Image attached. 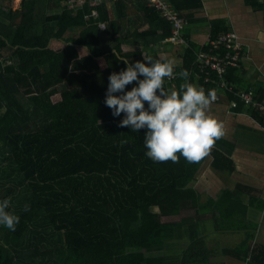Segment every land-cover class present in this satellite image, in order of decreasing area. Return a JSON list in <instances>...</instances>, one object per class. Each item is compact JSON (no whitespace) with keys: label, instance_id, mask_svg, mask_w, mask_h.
Here are the masks:
<instances>
[{"label":"trees","instance_id":"trees-1","mask_svg":"<svg viewBox=\"0 0 264 264\" xmlns=\"http://www.w3.org/2000/svg\"><path fill=\"white\" fill-rule=\"evenodd\" d=\"M64 1L22 0L15 8L14 0H0V198L17 199L20 216L14 231L0 226V264H226L228 256L264 264L263 250L250 255L249 204L238 192L226 190L204 204L191 186L206 155L193 162L179 155L153 161L144 155L146 129L118 125L123 113L113 116L104 103L109 74L125 67L114 50L129 62L143 60L142 53L162 59L158 49L174 45L166 41L171 22L147 0H114L115 15L107 0L77 8ZM168 1L185 25L203 5ZM131 4L138 13L134 26ZM210 22L209 40L231 31L221 19ZM144 23L148 28L140 30ZM183 36L188 46L174 72L188 69L189 82L207 91L197 53L209 42L195 43L184 30ZM239 69L226 75L236 91L248 89L234 85L241 82ZM182 80L165 78L164 87L179 90ZM224 99L244 107L235 92L213 102ZM254 109L264 126V114ZM214 144L213 165L232 171L233 161ZM254 200L250 196L249 203ZM258 203L264 207V199ZM210 210L217 211L221 230H243L245 240L211 249L201 232V214ZM170 245L180 247L176 256L166 253Z\"/></svg>","mask_w":264,"mask_h":264},{"label":"crops","instance_id":"crops-1","mask_svg":"<svg viewBox=\"0 0 264 264\" xmlns=\"http://www.w3.org/2000/svg\"><path fill=\"white\" fill-rule=\"evenodd\" d=\"M21 1L17 0V3L19 2L17 7L20 6ZM202 2V7L193 12L192 20L185 25L184 33L191 41L205 45L210 41L212 20L221 19L226 26L235 31L243 44V57L240 69L236 72L240 75L241 82L234 85L238 88L257 90L260 96L258 100L264 103V42H259L255 38L257 30L264 29V0H258L262 6L250 5L245 0H202ZM107 4L115 15L114 0H107ZM128 16L134 19L131 22V26H134L138 21V13L133 4L129 8ZM148 26L144 23L140 30H146ZM135 39L129 37L128 42ZM137 41L140 43L139 40ZM181 50V46L169 44L158 49L161 58L171 60L174 65L182 60ZM231 76L235 78L233 74ZM196 85L199 86L198 82ZM207 111L223 121L224 134L216 140V146L233 161L234 168L230 172L216 168L213 165L212 155L208 153L191 186L202 195L204 204H208L210 200L217 201L226 190L237 191L239 199L249 204L245 224L254 234L249 243L250 255L254 249L256 252L264 251V207L256 206L264 199V126L248 107L232 108L228 99L211 102ZM239 186L245 189L239 191ZM250 196L255 198L254 204L249 203ZM201 217L203 223L201 232L211 249L220 251L224 248H234L246 238L243 230H221L218 226L217 211H204ZM227 237H231L228 240L236 239V241L232 244L229 242L221 244L220 240ZM226 264H246V261L228 256Z\"/></svg>","mask_w":264,"mask_h":264},{"label":"clouds","instance_id":"clouds-1","mask_svg":"<svg viewBox=\"0 0 264 264\" xmlns=\"http://www.w3.org/2000/svg\"><path fill=\"white\" fill-rule=\"evenodd\" d=\"M255 38L264 42V29H258ZM114 53L125 67L109 74L104 103L113 116L123 113L118 125H126L131 131L146 129L144 155L153 161H176L179 155L189 162L207 155L224 134L223 121L207 111L216 99L215 90L205 91L189 82L186 68L174 72L171 60L142 53L143 60L129 62V58L119 56L115 50ZM174 75L183 80L179 90H168L164 87L165 78ZM133 81L137 83L126 90V85ZM9 206L8 197L0 198V226L14 231L20 216ZM28 207L24 205L25 210Z\"/></svg>","mask_w":264,"mask_h":264},{"label":"built area","instance_id":"built-area-1","mask_svg":"<svg viewBox=\"0 0 264 264\" xmlns=\"http://www.w3.org/2000/svg\"><path fill=\"white\" fill-rule=\"evenodd\" d=\"M86 0H65V5L68 8L80 7ZM91 5H97L99 0H90ZM150 7H154L161 12L164 18L172 24V35L166 39L175 46H188L187 39L183 36V30L186 20L179 16L168 0H147ZM93 14L96 16L97 11ZM102 29L105 28L104 23H100ZM208 49H201L197 53V62L199 63V71L205 75V81L209 84V88L216 92V99L219 101L222 96L228 92H235V96L248 108H255L264 114V103L257 99L255 89H238L234 90L232 84L227 80V72L229 68L240 67L242 60L243 44L240 41L239 35L231 30L221 34L214 40L209 41ZM222 49V50H221ZM173 77V76H172ZM230 105L235 108L237 102L230 101Z\"/></svg>","mask_w":264,"mask_h":264},{"label":"rangeland","instance_id":"rangeland-1","mask_svg":"<svg viewBox=\"0 0 264 264\" xmlns=\"http://www.w3.org/2000/svg\"><path fill=\"white\" fill-rule=\"evenodd\" d=\"M20 2V1H19ZM19 2L17 3V0L13 2V6L14 7H17ZM8 185H11L10 183H7ZM9 200H10V196H8ZM10 209L13 211V212H16V210H18V202H17V199L15 200H11L10 201ZM231 237H227V239H221L220 240V243L221 244H226V242H229V244H232L236 241L235 240H228L230 239ZM180 247L178 245H170L166 251V253L172 255V256H176L179 252H180ZM157 254H161L163 252H156ZM174 253V254H173Z\"/></svg>","mask_w":264,"mask_h":264}]
</instances>
